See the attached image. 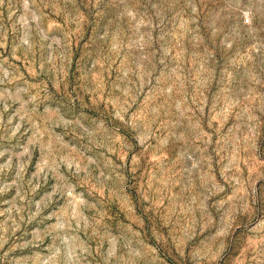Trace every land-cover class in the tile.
I'll return each instance as SVG.
<instances>
[{"label": "rangeland", "instance_id": "1", "mask_svg": "<svg viewBox=\"0 0 264 264\" xmlns=\"http://www.w3.org/2000/svg\"><path fill=\"white\" fill-rule=\"evenodd\" d=\"M0 264H264V0H0Z\"/></svg>", "mask_w": 264, "mask_h": 264}]
</instances>
